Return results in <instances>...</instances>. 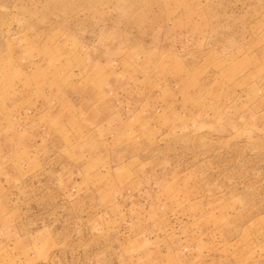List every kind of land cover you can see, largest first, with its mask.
I'll use <instances>...</instances> for the list:
<instances>
[{"label": "rangeland", "instance_id": "rangeland-1", "mask_svg": "<svg viewBox=\"0 0 264 264\" xmlns=\"http://www.w3.org/2000/svg\"><path fill=\"white\" fill-rule=\"evenodd\" d=\"M0 264H264V0H0Z\"/></svg>", "mask_w": 264, "mask_h": 264}]
</instances>
